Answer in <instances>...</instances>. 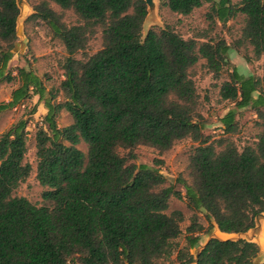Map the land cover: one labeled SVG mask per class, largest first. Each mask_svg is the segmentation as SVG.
<instances>
[{
  "label": "trees",
  "instance_id": "trees-1",
  "mask_svg": "<svg viewBox=\"0 0 264 264\" xmlns=\"http://www.w3.org/2000/svg\"><path fill=\"white\" fill-rule=\"evenodd\" d=\"M51 4L72 11L76 24L65 25ZM205 4L211 27L243 16L238 43L261 59L264 0H161L160 6L190 16ZM34 11L30 19L46 23L68 55L59 88L64 102L55 103L41 78L20 68L19 87L0 106L13 109L34 94L47 109V129L36 134V178L46 188L44 205L13 195L32 172L25 163L27 123L20 120L0 137V264H159L173 254L177 264H254L260 247L245 240L211 239L196 256L191 251L212 222L222 233L243 234L264 213V75L245 76L232 68L219 95L234 109L221 119L225 136L212 141L197 112L190 71L205 60L219 80L231 65L224 39H184L170 26L151 29L143 38L144 0H42ZM19 15L16 0H0L5 44H0V82L10 79L6 69ZM98 32L102 48L77 59ZM246 108L253 109L263 131L254 146L240 151L229 135L237 132V111ZM61 111L72 118L64 128L56 123ZM186 138L198 146L189 156L191 183L184 194L157 168L130 162L139 146L163 154ZM81 143L87 154L78 148ZM119 148L128 150L129 158ZM172 198L185 199L209 223L205 230L193 216L183 247L177 240L185 217L169 212Z\"/></svg>",
  "mask_w": 264,
  "mask_h": 264
},
{
  "label": "rangeland",
  "instance_id": "rangeland-1",
  "mask_svg": "<svg viewBox=\"0 0 264 264\" xmlns=\"http://www.w3.org/2000/svg\"><path fill=\"white\" fill-rule=\"evenodd\" d=\"M24 1L27 9L24 8V14L19 21L18 37L12 48L13 58L6 69V76L10 79L0 82V106L10 102L12 92L19 87L18 70L20 68H26L36 73L43 81L47 91L56 97L54 102L63 103V95L59 92V88L65 79L63 65L68 56L65 47L60 38L53 34L46 23L41 20L30 19L35 14L34 6L42 0ZM238 1L232 0L233 3ZM153 3L156 7L158 5V7L143 27V38L151 29H165L170 26L184 39H196L198 42H206L210 39L220 38L224 39L230 46L228 58L231 65L225 68L219 80H215L208 71L205 60H201L190 71L199 96L197 112L203 117L204 134L210 136L212 141H219L225 136L221 119L230 110L234 109L233 103L220 99L221 84L228 80L229 73L233 67H236L242 75L262 78L264 75V55L261 59H256L250 46L238 43L244 25V17L241 15L225 25L217 23L211 27L206 19L210 4H205L202 8L195 10L190 16H181L172 13L167 8H161V0H153ZM51 7L61 15V21L65 25L72 26L76 24L77 18L72 11H62L55 4H51ZM0 44L5 46L3 43ZM102 45V34L98 32L89 40L85 52L79 53L75 57L77 59H85L98 52ZM46 114L47 109L44 102H41L39 96L34 94H31L30 98L13 109L0 110V137L20 120L27 123L28 152L25 157V163L32 166V172L29 178L20 184L13 195L15 197H24L37 206L44 205L43 193L46 188L42 187L36 178L38 162L36 156V134L42 128L47 129L45 124ZM236 120L238 124L237 132L229 135V138L240 151L246 146H254L263 130L257 125L258 118L253 109L238 110ZM56 123L59 128H64L72 123V118L66 111H61L56 118ZM197 146L198 144L193 142L191 138L177 141L170 151L163 154L152 147L139 146L132 151L135 157L130 162L138 166L146 164L157 168L167 179L168 185L175 186L176 190L184 194V185L191 183L188 169L189 156ZM78 148L87 154L88 148L85 143H81ZM217 149L220 151L222 147ZM118 152L121 156L129 158L130 152L128 150L119 148ZM176 210L183 212L185 217L181 224L183 232L177 240L179 245L183 247L186 244V231L191 224L193 216H198L205 230L208 228L209 223L203 214L190 210L185 199H171L169 212ZM215 234V231L210 230L207 233L204 231L200 235V246L193 249L191 253L196 256L208 238L213 237ZM216 235L222 239L225 238L222 235ZM252 242L259 244L261 248L260 255L255 261L258 263L264 260V232L259 236L255 235V239ZM159 264H177L176 255L173 254L170 259L160 260Z\"/></svg>",
  "mask_w": 264,
  "mask_h": 264
},
{
  "label": "water",
  "instance_id": "water-1",
  "mask_svg": "<svg viewBox=\"0 0 264 264\" xmlns=\"http://www.w3.org/2000/svg\"><path fill=\"white\" fill-rule=\"evenodd\" d=\"M220 1V0H219ZM219 1H216V2H219ZM144 2L146 3V6H147V11H148V15H147V18L144 22V25L146 24V22L148 21V19L150 18V16H152L157 7L154 5V3L152 2V0H144ZM16 4H17V7L20 11V15L17 19V37H18V29H19V21L20 19L22 18L23 14H24V8L27 9L26 5H25V1L24 0H16ZM144 27V26H143ZM149 32V31H148ZM148 34V33H147ZM146 37V36H145ZM144 37V38H145ZM212 225H213V228L211 229V231H215L216 234L218 235H222L224 236L225 238L222 239L220 237H218L216 234L213 235V237H210L208 238V240L204 243L203 247L200 248V250L198 251L197 254H199L203 249L204 247L207 245V243L211 240V239H219L221 241H227V240H230V241H239V240H245L247 242H250V243H254L252 242L254 239H255V235H260L262 232H264V213H261L259 214L256 219H255V227L251 230H249L247 233H243V234H226V233H222L219 228L217 227V225L212 222ZM229 237V238H227ZM234 237V238H232ZM256 244V243H255ZM259 247L260 245L257 244ZM260 252H261V248H260ZM260 252H259V255H260ZM196 254V255H197ZM258 255V257H259ZM257 257V258H258ZM256 258V259H257ZM256 259L254 260V264H263L264 263V260L256 263Z\"/></svg>",
  "mask_w": 264,
  "mask_h": 264
},
{
  "label": "bare ground",
  "instance_id": "bare-ground-1",
  "mask_svg": "<svg viewBox=\"0 0 264 264\" xmlns=\"http://www.w3.org/2000/svg\"><path fill=\"white\" fill-rule=\"evenodd\" d=\"M152 2H153V0H152Z\"/></svg>",
  "mask_w": 264,
  "mask_h": 264
}]
</instances>
